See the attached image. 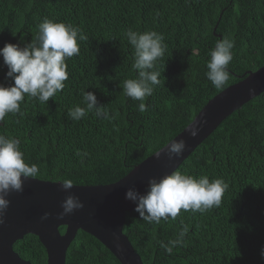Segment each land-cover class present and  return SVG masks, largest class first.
Here are the masks:
<instances>
[{
	"label": "trees",
	"instance_id": "16d2710c",
	"mask_svg": "<svg viewBox=\"0 0 264 264\" xmlns=\"http://www.w3.org/2000/svg\"><path fill=\"white\" fill-rule=\"evenodd\" d=\"M45 18L79 27V55L67 59L64 88L44 104L25 96L20 111L0 122V135L20 140L35 179L73 185L112 184L166 145L207 102L264 66V0H0V48L24 47ZM156 31L165 51L160 84L144 101L123 94L136 78L134 49L125 33ZM231 39L230 79L216 89L205 76L209 52ZM0 58V85L11 86ZM92 92L108 118L90 112L79 121L69 109ZM199 179H222L220 206L148 223L127 212L123 233L143 264H264V93L227 117L180 165ZM63 233L65 227H61ZM177 241H179L177 243ZM171 249L169 252L168 249ZM13 250L31 264H47L39 239L26 235ZM65 264H120L93 236L78 231Z\"/></svg>",
	"mask_w": 264,
	"mask_h": 264
},
{
	"label": "clouds",
	"instance_id": "9594fccd",
	"mask_svg": "<svg viewBox=\"0 0 264 264\" xmlns=\"http://www.w3.org/2000/svg\"><path fill=\"white\" fill-rule=\"evenodd\" d=\"M125 36L134 49L131 67L136 78L126 79L122 90L126 97L140 101L138 110L143 113L148 110L144 101L160 84L159 77L162 73L157 70V62L165 51L163 36L156 31L140 33L131 29ZM87 39L79 27L45 18L37 25L35 37L24 47L5 43L0 48V58L7 68L5 77L11 78L14 83L8 87L0 85V122L7 115H15L20 111L25 96L46 104L61 92L68 79L66 61L79 55L78 40ZM233 47L234 41L225 38L218 40L209 52L205 76L216 89H222L230 79L227 69L233 59ZM81 103L83 106L69 109L68 116L71 120L79 121L90 112H94L98 118H108L107 112L98 105L92 92L84 91ZM198 132L199 129L195 127L188 129V135L193 138ZM165 146V155L169 160L179 158L186 149L183 139L170 140ZM155 155L159 158L160 151ZM38 173L36 164L25 161L20 140L0 135V223H3L10 203L6 199L9 193L22 192L24 180L33 179ZM60 184L64 191H69L74 186L71 179H62ZM227 188L228 185L220 178L210 181L207 176H201L197 179L176 170L159 180L150 178L143 194L134 187H129L125 198L135 204L134 211L142 220L159 223L161 219H174L181 210L204 213L220 206ZM83 206L77 196L69 194L61 202L62 212L58 218L62 219ZM48 216L49 213L45 212L41 220L48 219ZM259 255L264 259V247H261Z\"/></svg>",
	"mask_w": 264,
	"mask_h": 264
},
{
	"label": "water",
	"instance_id": "95a60500",
	"mask_svg": "<svg viewBox=\"0 0 264 264\" xmlns=\"http://www.w3.org/2000/svg\"><path fill=\"white\" fill-rule=\"evenodd\" d=\"M264 93V66L247 72L240 81L227 87L200 110L195 118L172 140L183 139L186 149L179 158L169 160L166 146L135 166L125 177L107 185L78 186L62 190L60 182L27 179L22 192H10L8 209L0 223V264H31L13 250L16 241L26 235L36 236L47 255V264H65L66 253L78 231L99 241L120 264H143L128 237L123 233L127 212L135 204L125 198L129 187L141 194L150 178L156 180L176 171L191 153L233 112ZM198 128L196 137L189 128ZM23 179V178H22ZM69 194L77 196L83 208L58 218L61 202ZM48 219L41 220L44 213ZM65 227L63 233L60 228Z\"/></svg>",
	"mask_w": 264,
	"mask_h": 264
}]
</instances>
